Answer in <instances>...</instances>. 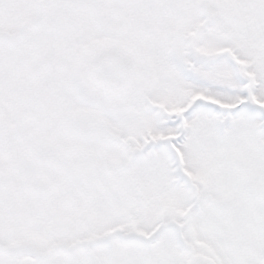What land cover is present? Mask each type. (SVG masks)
<instances>
[{
  "label": "snow or ice",
  "instance_id": "obj_1",
  "mask_svg": "<svg viewBox=\"0 0 264 264\" xmlns=\"http://www.w3.org/2000/svg\"><path fill=\"white\" fill-rule=\"evenodd\" d=\"M0 264H264V0H0Z\"/></svg>",
  "mask_w": 264,
  "mask_h": 264
}]
</instances>
